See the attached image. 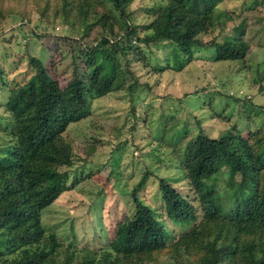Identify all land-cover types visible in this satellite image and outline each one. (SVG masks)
<instances>
[{"label":"rangeland","instance_id":"obj_1","mask_svg":"<svg viewBox=\"0 0 264 264\" xmlns=\"http://www.w3.org/2000/svg\"><path fill=\"white\" fill-rule=\"evenodd\" d=\"M153 4L132 0L127 6L139 39L151 33ZM109 26L113 37L122 34V21L109 0H0V157L14 131L5 105L9 94L32 75L29 58L38 59L63 87L72 68L81 67L80 51L106 35ZM238 31V39L248 46L241 60L215 61L208 45L194 48L185 60L167 41L145 44L136 38L123 55L115 54L111 90L93 99L88 118L61 135L60 142L69 147L70 166L58 170L66 171L70 188L40 212L42 228L60 245L43 264H63L66 256L69 264L85 259L99 264L107 254L117 255L120 264H199L202 241L212 240L217 230L224 236L226 222L201 220V204L180 161L184 147L199 132L230 141L240 136L250 145L264 137V0H220L201 39L220 43ZM142 176L145 182L136 197L169 237L160 250L154 248L161 242L141 222L130 220L131 191ZM159 179L197 209L193 229L204 226L192 244L185 241L192 225L167 219ZM259 180L261 184L264 172ZM214 185L222 197L223 169ZM254 234L237 241L253 240L258 251L264 231ZM234 257L235 264H247V255Z\"/></svg>","mask_w":264,"mask_h":264},{"label":"trees","instance_id":"obj_2","mask_svg":"<svg viewBox=\"0 0 264 264\" xmlns=\"http://www.w3.org/2000/svg\"><path fill=\"white\" fill-rule=\"evenodd\" d=\"M131 1L109 0L122 21V34L116 38L109 26L106 35L81 50V67L72 68L63 87L38 59L30 57L32 75L23 87L9 94L5 107L14 131L0 157V264H43L59 249L55 235L42 228L40 212L70 188L66 186L68 174L58 170L70 166L69 147L60 142L61 135L69 125L88 118L93 99L111 90L113 58L115 54L123 55L132 39L145 44L167 41L185 60L192 57L194 48L206 45L214 49L215 61L241 60L248 50L247 44L238 39L240 31L220 43L201 39L220 0H152L154 20L148 26L151 33L141 39L127 13ZM180 162L201 204V220L226 222L224 236L217 230L212 240L202 241L204 254L199 264H235L238 253L247 255V264H264V242L254 251L257 242L237 241L241 236H254L256 230L264 231V180L261 184L259 180L264 172V137L250 145L240 136L230 141L226 137L208 138L199 132L184 147ZM221 169L226 174L222 197L214 185ZM144 182L142 176L131 191L130 220L141 222L161 242L154 248L160 250L169 237L153 211L136 197ZM157 186L167 219L175 225H192L185 236L186 244H192L204 226L193 229L199 217L197 209L162 179ZM69 261L70 256H66L63 264ZM98 262L120 264V259L107 254ZM79 264L94 262L85 259Z\"/></svg>","mask_w":264,"mask_h":264}]
</instances>
